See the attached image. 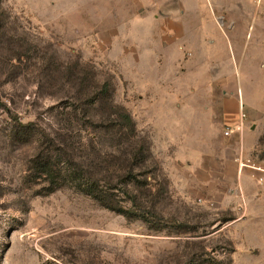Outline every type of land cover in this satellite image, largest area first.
<instances>
[{
    "label": "rangeland",
    "instance_id": "rangeland-1",
    "mask_svg": "<svg viewBox=\"0 0 264 264\" xmlns=\"http://www.w3.org/2000/svg\"><path fill=\"white\" fill-rule=\"evenodd\" d=\"M0 5L20 54L15 67L0 54V101L8 108L0 104V264H264V229L258 243L244 241L229 225L235 201L222 208L203 189L208 177L219 187L226 180L223 169L214 176L205 172V165L218 164L212 154L188 161L194 157L189 146L165 144L180 141L181 132L169 139L171 131L148 122L126 81L123 42L95 43L110 26L124 36L125 21L99 18L91 1ZM255 54L256 48L249 50L240 66L248 117L239 148L246 151L251 143L257 165L264 161V59H249ZM138 70L146 73V67ZM105 82L113 104L130 114L132 128L122 125L111 104L98 103ZM67 155L95 176L110 177L115 211L73 186L47 194L36 162L51 157L69 167ZM127 170L136 178L123 182Z\"/></svg>",
    "mask_w": 264,
    "mask_h": 264
},
{
    "label": "crops",
    "instance_id": "crops-1",
    "mask_svg": "<svg viewBox=\"0 0 264 264\" xmlns=\"http://www.w3.org/2000/svg\"><path fill=\"white\" fill-rule=\"evenodd\" d=\"M77 1L96 3L99 18L125 21L124 36L118 27L110 26L94 38L95 43L101 47L123 42L126 81L130 93L140 99L148 122L171 131L169 139L174 132H181L180 141L165 144L189 146L192 156H200L188 161L203 162L202 155L212 154L218 164L214 169L205 165V172L211 169L214 176L218 168L223 169L226 180L224 187H219L208 177L203 189L222 208L235 201L231 208L235 217L229 225L244 241L258 243L257 234L264 229V161L257 164L261 170L240 167L238 156L253 158L251 143L244 146L246 151H240L244 128L241 137L240 133L226 137L224 132L242 122L240 66L254 48L257 54L249 59H264V0ZM107 34L115 37L109 39ZM139 66L146 67L144 75H140ZM255 122L254 118L250 125H257ZM197 145H206L208 151L195 149ZM231 165L235 180L229 185Z\"/></svg>",
    "mask_w": 264,
    "mask_h": 264
},
{
    "label": "trees",
    "instance_id": "trees-1",
    "mask_svg": "<svg viewBox=\"0 0 264 264\" xmlns=\"http://www.w3.org/2000/svg\"><path fill=\"white\" fill-rule=\"evenodd\" d=\"M4 11L0 5V54L4 55L11 61V67H15L14 60L17 59L20 54L18 49L15 47V40L13 35L7 30L6 24L3 23ZM109 83L105 82L99 87L98 103L107 102L111 104L112 109L122 119V125L125 128H132L134 126L130 114L122 107L113 104L109 97ZM1 100V99H0ZM2 106L8 110L5 103H1ZM53 143H55L53 141ZM143 153V149L140 148L139 154ZM125 155V153H124ZM68 156L69 167H58L54 163V159L51 157H41L36 163L35 171L37 172L36 177L40 182L47 185V194L53 193L56 190L62 189L67 186H73L78 192L83 195L90 196L96 200L99 205L105 209L115 211L114 199L112 190L115 189L114 185L110 183L111 179L105 175L103 177L95 176L91 171L86 170L85 167L77 162V158L73 155ZM58 158V157H57ZM136 155L134 160H137ZM136 163V162H135ZM134 163V164H135ZM75 169L74 167H78ZM133 170H127L126 174L120 179L123 182L131 179H135ZM110 179V181H109ZM71 182V183H69ZM71 184V185H69Z\"/></svg>",
    "mask_w": 264,
    "mask_h": 264
},
{
    "label": "built area",
    "instance_id": "built-area-1",
    "mask_svg": "<svg viewBox=\"0 0 264 264\" xmlns=\"http://www.w3.org/2000/svg\"><path fill=\"white\" fill-rule=\"evenodd\" d=\"M246 119V115L243 113L241 116L242 122L237 125L236 127L227 128L224 132V135L226 137L232 136L234 133H240L242 132L244 128L243 121ZM236 162L239 164L240 167H249L256 170H261L256 164H253L251 159H244L241 155L236 158Z\"/></svg>",
    "mask_w": 264,
    "mask_h": 264
}]
</instances>
